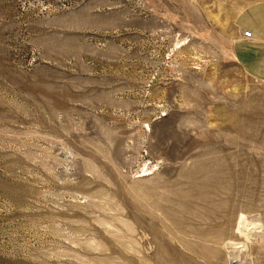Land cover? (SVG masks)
I'll list each match as a JSON object with an SVG mask.
<instances>
[{
  "label": "rangeland",
  "instance_id": "1",
  "mask_svg": "<svg viewBox=\"0 0 264 264\" xmlns=\"http://www.w3.org/2000/svg\"><path fill=\"white\" fill-rule=\"evenodd\" d=\"M252 1L0 0V264H264Z\"/></svg>",
  "mask_w": 264,
  "mask_h": 264
},
{
  "label": "crops",
  "instance_id": "2",
  "mask_svg": "<svg viewBox=\"0 0 264 264\" xmlns=\"http://www.w3.org/2000/svg\"><path fill=\"white\" fill-rule=\"evenodd\" d=\"M237 35L233 55L242 70L251 78L264 82V0H255L241 9L234 18ZM252 32L251 38L244 31Z\"/></svg>",
  "mask_w": 264,
  "mask_h": 264
},
{
  "label": "bare ground",
  "instance_id": "3",
  "mask_svg": "<svg viewBox=\"0 0 264 264\" xmlns=\"http://www.w3.org/2000/svg\"><path fill=\"white\" fill-rule=\"evenodd\" d=\"M246 225H248V224H246V223L244 222L242 227L245 228V227H247ZM248 226H249V225H248ZM255 226H257V225H255ZM242 227H240V229H239V232H240L241 234H246V235H247L248 233H250V232L247 233V232H246L247 230L244 232V230H245L246 228L243 229ZM247 229H248V228H247ZM233 258H237V257H233ZM233 258H232V259H233ZM237 260H238V259H237Z\"/></svg>",
  "mask_w": 264,
  "mask_h": 264
},
{
  "label": "built area",
  "instance_id": "4",
  "mask_svg": "<svg viewBox=\"0 0 264 264\" xmlns=\"http://www.w3.org/2000/svg\"><path fill=\"white\" fill-rule=\"evenodd\" d=\"M243 35L245 38H251L252 32L250 30H245Z\"/></svg>",
  "mask_w": 264,
  "mask_h": 264
}]
</instances>
